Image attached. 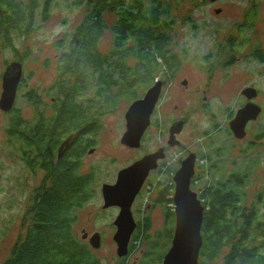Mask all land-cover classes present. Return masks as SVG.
Instances as JSON below:
<instances>
[{
	"label": "trees",
	"instance_id": "16d2710c",
	"mask_svg": "<svg viewBox=\"0 0 264 264\" xmlns=\"http://www.w3.org/2000/svg\"><path fill=\"white\" fill-rule=\"evenodd\" d=\"M182 2L74 0L78 5H85L88 11L83 21L55 41L59 50L57 77L44 93L52 95L53 101L46 103L38 88H28L25 98L37 109L35 115L25 118L15 104L6 112L9 140L19 143L18 149L28 169L32 173L41 170L44 175L22 215L23 232L2 264H102L90 244L74 229L78 211L95 197L101 180L98 167L87 172L81 169L80 158L90 145V139L98 133L101 117L107 109L116 106L123 96L134 100L140 91L144 94L158 76L169 77L180 69L182 56L172 45L176 25L173 4ZM54 4L55 0H0V51L10 48L16 55L13 62L25 65L26 58L14 44L34 32L39 20L47 21ZM218 9L221 8L215 11ZM254 10L248 9L246 17L237 21L234 29L237 33L222 43L218 55L224 53L231 58L224 64L233 63L236 51L242 43H247L243 27L254 22L252 17L258 15ZM107 14L114 15L111 24L107 23ZM107 31L112 32L113 40L111 48L104 52L100 43ZM262 51L263 48L254 47L252 59L264 63ZM88 69L96 72L98 86L90 98L84 96ZM24 80L27 82L26 76ZM46 110H52L53 114L45 115ZM71 133L76 135V147L59 159L56 149ZM249 144L257 146L261 142L252 140ZM223 147L232 149L234 146L224 143ZM246 153L252 155L250 150ZM203 157L209 163L208 175L219 171L218 162H208L209 158ZM223 157L218 153L216 160ZM255 161L252 159L251 163ZM246 172H225L227 174L208 181L198 192L204 205L199 264H221L219 260L222 264H264V221L257 213L256 204L248 208L243 201L241 188ZM199 179L194 175L193 182ZM158 188L157 202L166 206L167 226L150 237V215L142 217L134 247L138 248L146 240L148 248L155 251L165 240L167 253L175 223L173 199L169 197L173 191L169 183Z\"/></svg>",
	"mask_w": 264,
	"mask_h": 264
},
{
	"label": "rangeland",
	"instance_id": "374dc122",
	"mask_svg": "<svg viewBox=\"0 0 264 264\" xmlns=\"http://www.w3.org/2000/svg\"><path fill=\"white\" fill-rule=\"evenodd\" d=\"M251 7L256 9L254 12L258 11V15L255 16L252 12L254 22L243 27L248 37L247 43H242L240 50L236 51L233 63L224 64V62L229 63L230 61L224 53L218 55L221 52L222 43L228 36L237 33L234 30L237 21L246 17V13ZM217 8L221 9L215 11ZM87 11L85 5H78L74 3V0H55L50 18L47 21L39 20L40 24H37L34 32L14 44L27 60L23 65V77L18 84L15 101V105L21 108L25 118H32L37 112L35 106L25 98L28 88H38L37 90L42 94L43 101L46 103L51 104L53 101L52 95L46 96L44 93L55 83L57 77L59 50L55 46V41L58 37L68 34L83 21ZM173 17L176 25L172 45L174 51L182 56L183 62L176 73H170L169 77L160 75L153 81V84L157 80L164 82L161 87L160 109L157 111L155 120L165 128L172 120L187 118L181 138L184 144L191 149L190 153L186 151V158L195 154L194 175L200 178L198 182H193L194 176L192 177L193 190L197 193L200 192V189L208 181L227 174L225 172L244 173L247 171L245 183L241 188L244 192L243 201L248 208L256 204L257 213L264 221V140H259L258 142L261 144L257 146L248 145L247 142L250 140H224L222 134L215 135L217 140L208 144H206L207 140H201L203 131L212 124V114L207 109V106L210 105L206 103L205 95L207 100L216 105L219 103L216 88L223 91V95L229 102H234L241 94L244 95L242 90L251 82L261 84L264 88V63L252 59L255 56L253 48L261 47L264 44V0H216L213 3L208 0H183L181 4H173ZM105 18L107 23L111 24L114 15L107 14ZM112 40V32L107 31L101 39L100 49L104 52L108 51L112 46ZM207 54L209 55L208 62L198 59V57ZM15 57L14 51L10 48L0 51V100L3 90L2 76L7 66L16 60ZM218 57H221L223 62L217 60L215 62ZM131 61L133 63L134 60L131 59ZM11 66L10 85L12 86L16 79L17 67L13 63ZM212 67H215V71L212 72L214 81L210 85L208 68ZM25 76L27 82L24 80ZM86 77L84 96L90 98L98 90L96 72L88 69ZM24 82L25 85H23ZM144 94L140 91L134 100L143 98ZM134 100L123 96L116 106L105 111L101 117V127L95 136V152L86 154L84 158L85 163L82 170L87 172L89 166L98 167L101 180L95 197L78 211L74 229L80 238H87L88 242L92 237L104 232L105 237L100 248L95 249L91 246L103 264H114L113 259L117 256V243L114 235L111 234L113 232L115 234L117 230L115 231L110 226H113L115 220L113 218L118 216L121 207L113 205L114 209L103 210L102 185L104 182L112 181L113 175L116 180L118 171L127 167L143 153L137 149L140 144L139 146H130L122 141L127 131L125 113ZM260 102L264 105V100L261 98ZM38 109H42V107ZM9 110L5 111L0 107V264L9 256L11 247L23 232L22 215L28 208L34 188L42 182L44 175L41 170L32 173L21 156L18 149L19 143L15 139L9 140L6 134L8 118L6 112ZM256 127V124L252 126L253 129ZM251 136L250 133L249 137ZM161 140L156 126L152 127L145 138V146L150 145L151 147L153 144L156 147L161 143ZM235 142L237 146L233 144ZM224 143L231 144L236 149L224 148ZM183 149L184 147H172L170 156L174 155L177 158ZM230 150L231 152H229ZM246 150H250L252 155H248ZM195 152H198L199 158ZM218 153L223 154L224 157L216 160ZM206 154L209 156L208 162H218L219 171L213 172L215 176L207 173L206 166L209 163L207 164L203 157H206ZM252 159L256 161L251 163ZM150 163L152 162L148 159L145 165ZM156 168H151V170ZM160 177L159 172H152L148 178L149 182L147 181L143 187L141 186V195H136L137 198L135 197L133 202L138 208L141 207L140 219L141 215L150 214L152 221L150 237L167 226L166 206L157 202L158 187L162 184L157 185L155 182ZM166 181H169L167 176H165L163 184L167 183ZM173 196L174 191L169 197L173 199ZM132 215L137 218L138 214L132 210ZM166 243L164 240L162 246L156 248L155 251L164 252ZM141 246L148 248L149 244H146L145 240L141 242ZM140 251L141 249L133 255V258L140 255ZM227 251L225 250V253ZM218 263L222 264V260H219Z\"/></svg>",
	"mask_w": 264,
	"mask_h": 264
},
{
	"label": "water",
	"instance_id": "95a60500",
	"mask_svg": "<svg viewBox=\"0 0 264 264\" xmlns=\"http://www.w3.org/2000/svg\"><path fill=\"white\" fill-rule=\"evenodd\" d=\"M216 1V0H211ZM219 10V9H218ZM17 67L14 86L10 85L12 75L11 64ZM7 66L2 77L3 90L0 107L3 110L12 109L17 95V87L23 77V66L19 62H12ZM14 79V78H13ZM163 81L157 80L144 94L143 98L134 100L126 114V126L122 141L130 146H139L142 135L150 124L151 115L159 101ZM186 83V82H185ZM187 84V83H186ZM243 94L248 98L256 96L257 90L254 87H247ZM9 99V100H8ZM261 107L254 102H248L241 108L231 125L237 135H240L236 126L238 123H246L249 119L257 117ZM238 122V123H237ZM236 123V124H235ZM184 125L180 120L171 127L172 137L174 132H179ZM63 147V146H62ZM62 147L59 156L62 155ZM150 159L152 166L145 165L146 160ZM195 154L182 161L181 167L175 173V190L173 200L175 202V231L172 244L164 256L163 264H199L200 250L203 244L202 224L204 217V205L198 193L191 188L192 177L195 174ZM156 166V156H145L142 160L135 161L133 164L121 169L114 184H103L102 193L104 198V208L119 205L120 213L114 221L117 231L114 234L117 243V253L123 256L128 252V245L131 234L136 227V220L132 215V204L136 195L139 193L145 175ZM90 243L94 248H100L101 238L97 234L92 237Z\"/></svg>",
	"mask_w": 264,
	"mask_h": 264
},
{
	"label": "flooded vegetation",
	"instance_id": "af4514ba",
	"mask_svg": "<svg viewBox=\"0 0 264 264\" xmlns=\"http://www.w3.org/2000/svg\"><path fill=\"white\" fill-rule=\"evenodd\" d=\"M262 44H263V42H262ZM261 48H263L262 52H263V57H264V44H263V46H261ZM206 57H207V55H202V56L198 57V59H202L204 62H208L209 56H208L207 60H206ZM227 59L229 61H231L230 57H227ZM216 60L218 62H223V59L221 57H218ZM209 70H211V71H209ZM214 71H215V67L208 68V73H210V75H209L210 76V82H209L210 85L214 81L213 80L214 78L212 76V75H214V73L212 74V72H214ZM247 87L256 88V90H257L256 96H253L252 98H248L247 95L241 94V95H239L237 100H235L234 102L233 101L229 102V100L226 98V96L223 95V91L216 88L215 90L217 91L218 96H219V103L215 105L210 100H207V96L205 95L206 103L208 105H210L209 107L207 106V109L209 111H211V114H212V124L209 128H207L203 131L202 136H201V140H207L206 144H208L209 142H212L213 140H217V138H215V135H217V134L224 135V137H223V138H225L224 140H250V141H252V140H257V141L264 140V105L260 102V98L262 100H264V88L261 86V84H257L254 82H251L249 84V86H246L245 88H247ZM243 90H242V93H243ZM54 100H55V98H54ZM160 100H161V97L159 98V101ZM159 101L156 104V107H155V109L151 115L150 124L148 125V127H147V129H146V131L142 137V140L140 142V147L137 148V149H140L143 153L141 154V156L134 159L132 163H134L135 161L143 159L145 156H149V155L154 156V157L156 156V166L153 168H156V167L157 168L153 169V170L150 169L151 171L150 170L148 171V173L145 175L144 181L142 183V187L148 181V178L150 177L152 172H154V173L159 172L161 177L155 183L157 185L162 184L160 187H164L167 183H170L172 186L171 190L174 191L175 185H176L175 179H174L175 173L181 167L182 161L186 158V155H187L186 151H188L189 153L191 152V149L188 148L184 144L183 139L181 138V134L183 133V130L187 124V118L186 119L179 118L176 120H172L171 123L168 124V126L164 128L162 125H160L155 120V116L157 114V111H159V109H160ZM248 102L257 103L261 107V111L258 113L256 118L249 119L246 123H243V124L238 123L236 126V130L240 135H237V133L232 128L231 122L237 116L238 111L241 108H243ZM44 113H45V115H52L53 114L52 110H49V111L46 110V111H44ZM46 117H48V116H46ZM180 120L184 121L183 128L179 132H174L173 138H171L172 137V132H171L172 125L174 123L180 121ZM255 124L257 125V127L253 129L252 126ZM155 126H156V130L158 132L159 137L162 138L161 143L158 144L156 147H154L153 144L151 147H150V145H147V147H146L145 146V138L147 136V133L151 130L152 127H155ZM250 133L252 134L251 137H249ZM70 135L67 136L66 138H64L63 140H61V142L59 143V145L56 149V154H57V157L59 159L62 158L67 152L71 151L72 148L76 147L75 146V144L77 143L76 138H75L76 135H75V133H71ZM90 140H91L90 145L86 148L85 153L80 158L81 159V169H83V167H84L85 155L88 153L93 154L95 152V149H96L95 138H92ZM151 140H153V138H151ZM249 142H247V143H249ZM233 144L236 145V142ZM171 146L172 147H184V149L180 151L181 154L177 155L178 156L177 158L174 155L172 157L170 156V152H171L170 150L172 149ZM61 147H62V151H61L62 155L59 156V152H60ZM232 149L235 150L236 148L233 147ZM185 152H186V154H185ZM195 153L197 154L196 155L197 158H199L198 152H195ZM206 156H207V154H206ZM207 159H208V156L206 157V160ZM132 163H130L129 165H131ZM152 164H154V163H150L149 165H152ZM92 167H94V166H89V169ZM123 168H125V167H123ZM123 168H121V169H123ZM119 171H118V173H119ZM118 173H117V177H118ZM165 176H167V179L169 181H166L167 183L163 184V182L165 181ZM117 177H116V180H117ZM42 179H43V176H42ZM112 179H113L112 181L104 182V184H114L116 182L115 175H113ZM142 187H141L139 193L137 194V196L139 194L141 195ZM191 188H192V186H191ZM137 196H136V198H137ZM115 207L117 208L118 206H115ZM112 208L114 209V207H112V206L109 208L103 207V210H110ZM118 208H120V207H118ZM132 210H133V212L136 211V213L138 215H137V218L135 217L136 227H135V229H134V231L130 237L128 252L123 256H119L117 253V256H115L113 259V263L114 264H163V260H164L165 254H166V250L164 252H162V251H160V252L154 251L153 252L152 249H149L146 246H145V248H142V246H139L138 248L134 247V244H135L136 238H137V234H138V226H139L140 220L142 219V217L150 215V214H148V213L143 214V215H141V219H140L139 214H140L141 207L138 208L136 206V204L134 205V203L132 205ZM119 211H118V213H119ZM174 212H175V210H174ZM116 217L117 216H115L113 218V220L116 219ZM150 219H151V217H150ZM110 227H113L115 231L117 230V227L114 224V222H113V226H110ZM174 231H175V223L173 225V235H174ZM111 234L114 235V232ZM77 235H78V233H77ZM99 235L101 238V245H102L103 239L105 237L104 232L102 234H99ZM173 235H172V237H173ZM82 240H84L85 242H88L87 238H84ZM88 244H90V246H92L90 243V239H89ZM95 249H97V248H95ZM140 249H141L140 255H136V257L133 258V255L137 251H139ZM93 253H94V251H93ZM97 259L100 260L98 257H97ZM100 262L102 263L101 260H100Z\"/></svg>",
	"mask_w": 264,
	"mask_h": 264
},
{
	"label": "built area",
	"instance_id": "2783aa9c",
	"mask_svg": "<svg viewBox=\"0 0 264 264\" xmlns=\"http://www.w3.org/2000/svg\"><path fill=\"white\" fill-rule=\"evenodd\" d=\"M171 206H172L173 210H175V202H174V200H173Z\"/></svg>",
	"mask_w": 264,
	"mask_h": 264
}]
</instances>
